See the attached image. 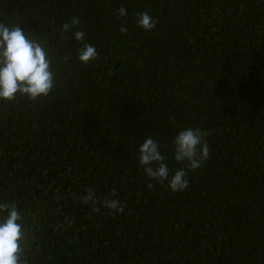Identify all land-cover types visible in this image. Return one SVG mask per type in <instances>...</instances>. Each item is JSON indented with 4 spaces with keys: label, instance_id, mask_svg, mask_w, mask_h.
I'll use <instances>...</instances> for the list:
<instances>
[{
    "label": "trees",
    "instance_id": "obj_1",
    "mask_svg": "<svg viewBox=\"0 0 264 264\" xmlns=\"http://www.w3.org/2000/svg\"><path fill=\"white\" fill-rule=\"evenodd\" d=\"M0 22L43 41L55 75L47 96L0 100V202L26 264H264V0H0ZM185 127L206 133L195 170L172 157ZM149 136L185 190L144 174Z\"/></svg>",
    "mask_w": 264,
    "mask_h": 264
},
{
    "label": "clouds",
    "instance_id": "obj_2",
    "mask_svg": "<svg viewBox=\"0 0 264 264\" xmlns=\"http://www.w3.org/2000/svg\"><path fill=\"white\" fill-rule=\"evenodd\" d=\"M117 12L121 17L127 15V9L123 6ZM77 23L78 20L73 17L70 23L61 26L62 30L69 31ZM136 23L145 31L156 26L155 19L148 12L138 13ZM120 31L124 33L127 29L122 26ZM72 36L76 41H84L85 33L76 30ZM76 53L77 59L85 64L98 56L95 46L89 43H82ZM54 82L52 60L45 43L34 39L18 24L10 26L0 22V100L12 101L17 95L35 100L47 96ZM205 135L199 128H181L171 139L173 159L178 163H186L193 170L201 167L209 157V146L203 138ZM137 151L138 164L148 178L166 183L172 192L183 191L188 187L185 168H178L170 174L166 156L156 139L151 136L144 138ZM81 199L85 204L91 201L95 205L97 198L89 188ZM102 205L116 212L123 211L124 207L114 198H105ZM92 210L95 211V207ZM21 221L22 216L15 202H0V264H26L22 259L24 228Z\"/></svg>",
    "mask_w": 264,
    "mask_h": 264
}]
</instances>
